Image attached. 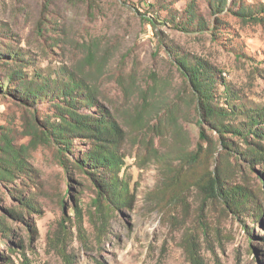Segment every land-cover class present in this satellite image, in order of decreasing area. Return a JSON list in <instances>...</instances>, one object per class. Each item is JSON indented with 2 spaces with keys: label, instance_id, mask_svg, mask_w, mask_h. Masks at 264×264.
<instances>
[{
  "label": "rangeland",
  "instance_id": "obj_1",
  "mask_svg": "<svg viewBox=\"0 0 264 264\" xmlns=\"http://www.w3.org/2000/svg\"><path fill=\"white\" fill-rule=\"evenodd\" d=\"M263 4L0 0V148L7 135L27 163L12 177L0 175V264H193L191 246L200 264H264L263 169L221 146L216 127L246 124L264 107V24L249 19ZM180 61L207 69L213 106L225 117L199 124ZM72 76L96 88L102 109L127 132L116 185L121 204L103 231L90 220L97 187L74 164L90 143L75 139L62 155L56 143L32 141L35 128L56 120ZM20 78L44 95L20 94ZM226 136L234 150L242 146L239 136ZM200 144L210 155L189 167L181 151ZM183 165L190 187L180 199L172 180ZM215 167L245 187L247 205L206 200L196 183Z\"/></svg>",
  "mask_w": 264,
  "mask_h": 264
},
{
  "label": "trees",
  "instance_id": "obj_2",
  "mask_svg": "<svg viewBox=\"0 0 264 264\" xmlns=\"http://www.w3.org/2000/svg\"><path fill=\"white\" fill-rule=\"evenodd\" d=\"M249 19L264 24V4L260 11L251 14ZM148 21L154 23L151 19ZM180 68L197 104L199 124L202 125L205 119L225 117V114L217 111L213 106L212 81L207 69L200 63L189 65L185 61H180ZM13 76L15 77V72ZM20 79L21 86L17 88L20 94L33 99L41 98L44 95L43 87L38 89L35 82H28L25 78ZM60 94L61 101L57 104L56 120H47L43 128H35L32 141L35 144L56 143L60 145L59 150L62 155L70 148L75 139H86L90 143V148L82 159L76 160L74 164L76 168L86 170L97 187V197L93 200L95 211L92 212L90 220L94 224L100 223L99 228L103 231L101 226L108 221L112 207L114 206L116 209L121 204L120 192L116 185L118 184V172L124 163L125 156L121 152V148L127 137V132L110 111L102 109L96 88L86 83L85 80H79L75 76L70 77V80L62 87ZM83 106L94 108L95 114L90 111H82ZM232 110L236 111L234 107ZM176 112V106L168 109V122L170 118L172 120V116ZM247 117L246 124L244 122L235 128L218 123L216 127L221 134L220 144L233 150L235 155L248 161L251 165H261L264 172V107L254 109ZM169 125L165 124L157 128L165 129ZM228 132L241 138L242 146L238 150L233 149L231 139L226 136ZM201 139H206L205 132L201 133ZM3 141L4 145L0 148V171L2 173L0 175L8 178L14 176L18 170L24 169L27 163L19 151L15 152L7 135L3 137ZM210 152L211 150H206L202 144L196 150L181 151L182 159L189 164V167L200 163L202 159L210 155ZM63 166L66 169L64 162ZM185 168L183 165L172 180V187L179 186L180 199L183 191L190 187L186 180L187 176L184 175ZM66 171L68 173V169ZM103 172L107 176L96 179L97 174ZM230 178L226 169L215 167L213 171L200 179L198 178L196 185L206 200L220 201L229 209H240L247 205L251 198L244 186L232 184ZM77 215L80 219L82 215L80 210ZM202 229L206 235V228ZM187 252L193 264H200L199 251L196 248L191 246Z\"/></svg>",
  "mask_w": 264,
  "mask_h": 264
}]
</instances>
